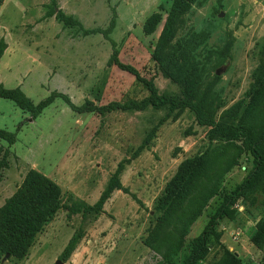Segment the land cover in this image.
<instances>
[{
  "label": "rangeland",
  "instance_id": "rangeland-1",
  "mask_svg": "<svg viewBox=\"0 0 264 264\" xmlns=\"http://www.w3.org/2000/svg\"><path fill=\"white\" fill-rule=\"evenodd\" d=\"M173 1L95 0L94 17L86 23L80 13L83 29L78 30L51 15L42 19L48 0H26V97L34 104L52 93L75 106L139 103L149 95L143 79L177 102L194 106L199 99L203 112L222 126L243 125L253 105L264 111V86L255 81L264 64V0L191 3L171 42L174 58L181 52L188 58L184 65L195 81L191 94L153 58ZM5 10L17 22L24 19L12 5ZM112 11L115 26L106 39L102 32ZM158 13L161 22L147 34L146 20ZM197 33L202 38L191 51L188 44ZM112 44L120 63L141 79L112 63ZM217 69L222 72L214 82ZM12 106L0 99V129L17 136L13 153L0 140V208L30 172L55 184L60 198L24 254L2 263L0 251V264H264V165L256 170L242 135L210 139L211 127L198 125L186 107L169 104L77 114L56 98L35 118L17 108L12 112ZM23 116L25 127L17 131ZM197 162L205 164L204 173L186 182L187 166ZM121 163L120 189L96 211ZM199 205L183 238L168 226L156 233L174 210L189 216ZM154 236L158 245L152 244ZM171 249L166 262L162 253Z\"/></svg>",
  "mask_w": 264,
  "mask_h": 264
},
{
  "label": "trees",
  "instance_id": "trees-1",
  "mask_svg": "<svg viewBox=\"0 0 264 264\" xmlns=\"http://www.w3.org/2000/svg\"><path fill=\"white\" fill-rule=\"evenodd\" d=\"M4 0H0V4ZM194 0H174L171 6L165 24L159 36L156 48L154 50V60L163 68L166 75L175 83L180 85L186 93L192 88L190 83L194 82L191 76V70H189L185 63L189 62L188 58L184 59V53H179L177 59L172 56L171 44L175 37L177 29L183 23V15L189 11L190 5ZM51 14V12H50ZM115 13L112 11V17L109 20L107 29L102 32L106 39L109 33L114 29L115 26ZM56 20L62 23L65 27H76L78 30H82L81 23L72 17H67L63 13L59 12L56 14ZM162 16L158 13L149 17L144 25V29L147 34H152L158 24L161 22ZM91 30L90 32H95ZM86 32V31H85ZM101 32V31H98ZM89 33V32H86ZM202 36L197 33L194 34L189 41L188 47L191 51L195 47L198 39ZM6 49V44L3 39H0V59ZM112 56L111 61L114 65L120 69L127 70L132 73L137 79H141L135 69L130 66L123 65L118 59V52L112 44ZM182 76V77H181ZM219 76H214L213 81H217ZM145 85L149 95L139 103L126 102L118 103L111 102L105 106H97L90 101H84L80 106L73 105L66 96L61 94L52 93L38 104H34L29 98H27L18 88L6 89L0 85V98L10 101L15 104L23 112H28L33 118L39 115L44 109L50 106L56 98H62L77 114H108L118 110H143L147 105H151L154 108H158L164 104H169L172 108L186 107L195 116L198 125L211 127L209 133L210 139L216 138H227L231 136L242 135L244 137V144L249 147L250 153L254 157V163L256 170L264 165V111H261L260 104L253 105L250 112L245 113L243 125H226L222 126L212 119H210L205 112H203L202 101L196 100V105L185 104L184 102H177L169 99L165 96L160 95L153 81H147L141 79ZM256 85L264 86V64H262L259 70L255 74ZM213 85V84H212ZM191 94V92H189ZM0 140L5 141L8 146L13 145L16 142V135L6 130L0 129ZM188 176L186 182L191 180V177L195 180H199L202 176L205 164L197 162L191 166H187ZM124 170L123 163L119 164L115 173L111 177L107 188L100 196L99 200L95 204L96 211L102 210L104 203L109 199L113 191L119 190L121 187L119 177ZM254 174V173H252ZM251 174V175H252ZM251 177V176H250ZM249 177V178H250ZM247 178L239 188L234 196L230 199L232 204L238 197L239 192L249 182ZM213 188V186H212ZM216 188V186H215ZM179 191V190H178ZM178 193V192H177ZM60 198V191L58 187L51 181L43 177L41 174L30 172L27 174L20 189L0 208V251L10 256H21L30 247L34 235L39 229L48 221L50 216L58 209V201ZM175 203V201L173 202ZM179 205L182 204L183 200L177 202ZM202 205H199L197 212L189 216H183L180 211L174 210L168 218L164 221L163 225H160L156 233L161 232L166 226L175 230L179 234V238H183L187 233V228L196 219L199 209L201 210ZM226 206L224 209H227ZM167 217V216H166ZM177 229V231H176ZM156 237H158L156 235ZM152 244L158 245L159 241L152 237ZM201 242V241H200ZM173 255V249L162 253V259L166 262L171 260ZM195 252L191 255L193 257Z\"/></svg>",
  "mask_w": 264,
  "mask_h": 264
},
{
  "label": "crops",
  "instance_id": "crops-1",
  "mask_svg": "<svg viewBox=\"0 0 264 264\" xmlns=\"http://www.w3.org/2000/svg\"><path fill=\"white\" fill-rule=\"evenodd\" d=\"M61 0H48L41 8L40 17L46 19L48 15L56 19V14L61 12L67 17L79 18L77 21H81V14L85 13L86 23H89L91 17H94L95 12V0H62L63 3L60 4ZM23 2V1H22ZM12 5V9L18 13L22 11L24 19L21 21H16L13 19L12 15L5 14V8ZM26 0L23 4L20 2H15V5L10 2V0H4L0 4V39L4 40L6 44V49L0 59V85L6 89H16L18 88L26 96ZM51 12V14H50ZM81 13V14H80ZM83 15V14H82ZM76 18V19H77ZM81 23V22H80ZM83 23V22H82ZM81 23V25H82ZM64 26V25H63ZM83 26V25H82ZM44 29V27H40ZM15 34V35H13ZM19 34V35H17ZM45 37V46L46 44ZM44 46V47H45ZM1 99V98H0ZM4 100V99H2ZM7 101V100H5ZM10 102V101H9ZM12 103V102H11ZM12 112L15 113L17 108L14 103H12ZM20 110L19 108H17ZM21 111V110H20ZM23 112V111H22ZM17 115V114H16ZM19 120V119H18ZM22 121L18 122V130L25 127L24 122H26V117H22ZM13 123V121H12ZM16 142L11 145L9 151L14 152Z\"/></svg>",
  "mask_w": 264,
  "mask_h": 264
},
{
  "label": "water",
  "instance_id": "water-1",
  "mask_svg": "<svg viewBox=\"0 0 264 264\" xmlns=\"http://www.w3.org/2000/svg\"><path fill=\"white\" fill-rule=\"evenodd\" d=\"M222 16H223V13H220V14H219V17H222ZM221 72H222L221 69H217V70L215 71V75H216V76H220V75H221ZM8 257H9V255H6V256L2 259V263H3L5 260H7ZM55 264H63V262L60 261V260H57V261L55 262Z\"/></svg>",
  "mask_w": 264,
  "mask_h": 264
},
{
  "label": "built area",
  "instance_id": "built-area-1",
  "mask_svg": "<svg viewBox=\"0 0 264 264\" xmlns=\"http://www.w3.org/2000/svg\"><path fill=\"white\" fill-rule=\"evenodd\" d=\"M236 208H237V206H236ZM239 233H232V235H238Z\"/></svg>",
  "mask_w": 264,
  "mask_h": 264
}]
</instances>
